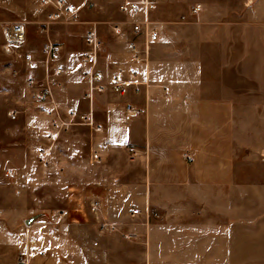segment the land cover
<instances>
[{"label":"crops","instance_id":"obj_1","mask_svg":"<svg viewBox=\"0 0 264 264\" xmlns=\"http://www.w3.org/2000/svg\"><path fill=\"white\" fill-rule=\"evenodd\" d=\"M151 2L160 33L155 42L169 37L163 26L170 28L176 51L170 61L162 58L163 63H152L149 54L148 62L140 65L148 83L139 93L130 88L125 94L106 91L88 99L86 84V102L78 109L62 104L53 90L63 114L91 113L94 123L101 125L96 129L76 124L74 146L66 144L59 151L55 142L61 129L39 110L43 126H50L43 127L38 161L56 178L36 174L30 182L47 187L44 197L61 204L49 201L53 206H46L45 213L30 223L26 220L33 215H23V238L8 248L0 245V253L12 252L8 264H264V225L244 222L258 221L257 196L247 213L240 191L228 190L242 184L228 180L229 172L236 177L242 167L229 165L227 159L246 150L237 142L231 146L227 108L264 107V0ZM196 4H201L198 11L193 10ZM41 13L45 10L34 0H0V31L4 21L22 18L29 23V17ZM180 28L187 29L186 53L178 50L183 40ZM125 41L117 47L130 56ZM4 50L5 34L4 39L0 36V55ZM3 64L0 95L13 92L2 77L14 67L4 70ZM160 66L171 75H184L185 84L156 86L151 72ZM212 108L218 114L213 115ZM25 117L27 124L36 122L30 113ZM258 120L250 117V139L264 133ZM230 123L237 141L244 130L242 119L235 116ZM10 141L14 153L31 156L30 136ZM50 144L52 157L43 161L42 148ZM3 149L0 144V152ZM250 150L260 155L258 146ZM185 152L193 156L191 162ZM204 154L207 162H195ZM25 167L37 172L30 158ZM95 200L100 202L97 211L91 209ZM134 208L141 213L132 215ZM104 221L114 227L103 226Z\"/></svg>","mask_w":264,"mask_h":264},{"label":"rangeland","instance_id":"obj_2","mask_svg":"<svg viewBox=\"0 0 264 264\" xmlns=\"http://www.w3.org/2000/svg\"><path fill=\"white\" fill-rule=\"evenodd\" d=\"M73 1L81 4V0ZM44 15V13L32 15L28 19L31 21L29 23L25 20L26 42L12 48L11 51L4 50V55H0V63H4L2 69L6 70L7 66L9 68L14 67V70L10 69L2 77L4 83H8L7 86H10L13 92L0 95V144L4 148L0 152V245L5 248H8L13 240L20 241L23 238V215L45 213L43 211L44 208L48 205L53 206L51 203H56L55 205L61 204L58 199H56L57 201H52L44 197L46 191H49L47 187L44 188L41 186L42 184H33V181L30 182V180L36 179V174L41 179L45 177L47 179H54L56 178V174L54 171L50 172L49 170L47 172L42 169L38 161L37 149L42 142L41 135L44 133L43 127H46L48 124L45 123L44 125L46 126H43L41 118L43 114L41 115L39 111L41 110V106L32 100L30 89L26 83L27 78L30 75H34L45 81L52 77L48 75V72L50 74L55 68H62L61 74L53 76L56 81L53 86L54 94L62 104L67 107L79 109L86 102L84 94L86 92L87 82L83 76L84 64L82 62V51L84 49V36L87 30L92 26H97L98 28L101 41L99 62L105 69L108 66H116V63H126L129 56L128 53L121 54L117 47L122 42L126 43V39H123L124 35H118L112 29L113 23L120 22L125 30L129 32V24H123L126 17L119 11L116 0H94V5L91 7H83L80 9L74 21L50 22L47 30L42 29L41 23L44 20ZM152 17L156 20L155 14ZM181 19H185V16H181ZM11 20L23 21L24 19L12 18ZM161 30L166 32L169 37L161 40L162 42L158 41L150 45L149 54L151 55L152 63H156L157 61L163 63L162 58L164 57L170 61L174 51H176L170 40L171 29L163 26ZM191 30V34L194 33V30ZM179 33L182 35L183 40L178 50L186 53L188 47H190L187 45L186 40L187 29L180 28ZM0 36L4 39L2 31H0ZM48 42L60 46L59 51H57V56H47L45 45ZM193 47L197 51L199 45L195 43ZM27 52L33 53V61L30 62L25 59L24 55ZM145 62H148V60ZM153 71L151 72V82L155 83L156 86L157 84L163 86L166 83L171 84L173 82L185 84L186 77L184 75L180 77L171 75V71L164 66H160ZM87 98L90 99L89 97ZM63 111H65L63 115L68 116L66 110ZM211 111L213 115L218 114L217 108H212ZM27 113L34 115L36 122L27 124L25 120ZM235 116L242 119V127L244 128L243 132L238 134L237 141L234 140V133L232 131L233 124L230 123ZM262 116H264V107L253 108L246 106L227 108L228 127L231 128L228 137L231 139V146H234V142H237L244 149L246 148V150H243L242 155L227 157L229 165L233 164L237 165V167L241 165L242 167V170L236 173V177L235 172L228 173V180L232 179L235 181L239 179L240 182L242 181V184H236L238 186L237 189L235 187L230 188L229 186L228 190L230 192L235 190L237 192L240 191L244 206L247 207V210H245L247 213H250L252 205L256 204L255 197L257 196L260 214L258 221L256 219H248L244 220V222L258 224L259 228L264 225V208H262L264 207V133H260L258 139H250L251 135L248 130L251 126L250 117H258L259 126L264 128V120L261 119ZM76 124L81 123H73L61 128L55 142V150L65 149L66 144L71 147L74 146ZM27 136H30L34 142L30 157L27 156L26 152L21 151L18 153L15 151L14 153L9 148L12 138H26ZM241 136L242 139L240 138ZM252 146H258V149L261 150L259 156L251 155L252 150L250 148ZM5 147L7 148L5 149ZM28 158H30V166H33V169H37V172H34L32 169H26L25 165ZM215 158L217 159V157ZM207 160L208 157L204 154L203 156H198L195 162L203 163L207 162ZM187 161L191 162L192 159ZM11 169L15 170L12 174L9 172ZM254 172L258 174V188H256L257 185L255 182L252 181L255 180L253 178L255 175ZM49 201L51 203L48 204ZM0 254V264H8L12 252L8 249L2 251Z\"/></svg>","mask_w":264,"mask_h":264},{"label":"built area","instance_id":"obj_3","mask_svg":"<svg viewBox=\"0 0 264 264\" xmlns=\"http://www.w3.org/2000/svg\"><path fill=\"white\" fill-rule=\"evenodd\" d=\"M43 10L45 17L42 21V29L47 30L48 24L55 21H74L83 7L94 5L93 0H83L81 4L73 0H34ZM201 4L193 7L198 11ZM151 0H121L118 9L126 17L123 24H129V32L125 30L122 23L112 24L114 33L124 35L127 40L130 56L126 63L122 62L106 70L100 65L99 53L101 41L97 26H92L84 36V49L82 51V62L84 64L83 76L87 82V97L93 98L95 93L112 91L118 94H125L130 88L135 93H139L143 85L148 83L145 73H142L140 65L149 59L150 45L160 38L159 29L151 15ZM2 29L5 34V49L11 51L12 48L20 46L26 42V28L24 21L8 20L2 22ZM58 51V47L52 42L45 45V52L48 57H52ZM27 61H33V54L28 52L24 55ZM62 68L57 67L54 71L48 72L52 77L44 80L30 75L27 78V86L30 89L32 100L40 104L42 110L52 117L53 125L58 130L73 123H84L94 125L96 129H101V125L95 124L91 113H79L76 110H69L68 116L64 117L62 110L54 98L53 86L56 83L53 76L59 75ZM129 109H132L128 105ZM56 135H50V138ZM42 160L48 161L52 157L51 144L42 148ZM184 157L191 160L190 153L185 152ZM100 202L95 200L91 209L99 210ZM132 215L141 213L139 208L131 211ZM157 215V212H153ZM103 226L113 228L114 225L107 221ZM34 250V249H32Z\"/></svg>","mask_w":264,"mask_h":264},{"label":"water","instance_id":"obj_4","mask_svg":"<svg viewBox=\"0 0 264 264\" xmlns=\"http://www.w3.org/2000/svg\"><path fill=\"white\" fill-rule=\"evenodd\" d=\"M37 215H39V214H37ZM37 215H33V216L29 217V218L26 220V223H30V222H32V221L35 219V217H37Z\"/></svg>","mask_w":264,"mask_h":264}]
</instances>
